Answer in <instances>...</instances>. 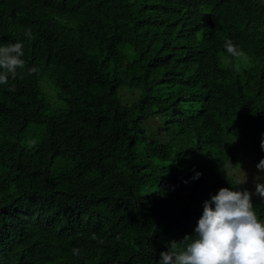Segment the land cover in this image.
I'll return each mask as SVG.
<instances>
[{"label":"trees","instance_id":"obj_1","mask_svg":"<svg viewBox=\"0 0 264 264\" xmlns=\"http://www.w3.org/2000/svg\"><path fill=\"white\" fill-rule=\"evenodd\" d=\"M216 1L24 0L0 26L27 42L57 92L32 77L0 104L41 121L46 171L15 177L46 220L31 232L0 213V264H158L219 189L253 192L241 175L264 159V103L248 51L264 58V7ZM226 40L242 44L238 57ZM252 202L264 222V199Z\"/></svg>","mask_w":264,"mask_h":264},{"label":"clouds","instance_id":"obj_2","mask_svg":"<svg viewBox=\"0 0 264 264\" xmlns=\"http://www.w3.org/2000/svg\"><path fill=\"white\" fill-rule=\"evenodd\" d=\"M258 2L264 7V0H236L240 6H252ZM23 3L24 0H0V26L7 25L16 17L21 12ZM25 35L29 39L34 38L30 28L25 29ZM13 37L14 35L0 34V104L6 102L10 94L19 93L17 90L32 77L48 88L50 98L54 101L56 97L53 92L56 91L49 78V68L32 59L28 49L24 48L27 42L13 40ZM241 45L237 42L233 44L231 40L225 41V48L233 57L241 54ZM248 63L254 66L252 81L256 84L250 89L264 103V58L260 48H250ZM245 95L249 101L251 95L247 92ZM0 112V154L4 150H15L12 155L6 156L7 159L0 158V166H6L0 171V195L3 197L0 213L6 226L32 232L46 218L39 212L38 203L34 202L36 200L27 199V186H18L15 177L20 174L32 183L41 182L46 177L39 147L36 145L40 138L35 139L41 133L36 130L35 125L41 121H36L35 114L24 108H10L5 111L0 109ZM4 116H8L10 120H6ZM19 143L21 146L16 155V146ZM260 147L264 150V140ZM253 168L263 173L264 159ZM200 175L196 173L193 179H198ZM246 180L247 178L243 183ZM254 195L264 199V183H255V192L247 189L233 190L229 187L219 189L218 194L204 202L203 214L197 222L194 234L185 235L179 241L181 247H177V241H169L168 250L159 254L158 264H264V222L258 220L254 211ZM92 239L99 244L104 243L95 234ZM72 251L73 255L81 254L79 249L74 248Z\"/></svg>","mask_w":264,"mask_h":264},{"label":"rangeland","instance_id":"obj_3","mask_svg":"<svg viewBox=\"0 0 264 264\" xmlns=\"http://www.w3.org/2000/svg\"><path fill=\"white\" fill-rule=\"evenodd\" d=\"M53 95L56 97V92H53ZM125 96L128 97L126 93H124V100L131 102L132 98H125ZM243 166L244 169L242 171L243 174L241 175V179L245 180L247 178L246 183L251 187L252 191L255 192V183L261 181L263 173L255 170L252 165H249L248 162H245ZM257 177H259V180H257Z\"/></svg>","mask_w":264,"mask_h":264},{"label":"bare ground","instance_id":"obj_4","mask_svg":"<svg viewBox=\"0 0 264 264\" xmlns=\"http://www.w3.org/2000/svg\"><path fill=\"white\" fill-rule=\"evenodd\" d=\"M214 1H215V0H214ZM217 1H218V0H217ZM217 1H216V2H217ZM191 2H193V1H191ZM216 2H215V3H216ZM213 3H214V2H213ZM217 3H218V2H217Z\"/></svg>","mask_w":264,"mask_h":264}]
</instances>
